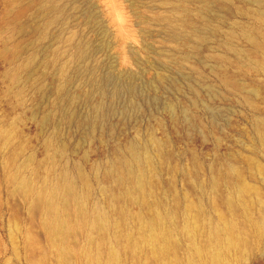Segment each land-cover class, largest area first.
I'll return each instance as SVG.
<instances>
[{"label":"rangeland","instance_id":"rangeland-1","mask_svg":"<svg viewBox=\"0 0 264 264\" xmlns=\"http://www.w3.org/2000/svg\"><path fill=\"white\" fill-rule=\"evenodd\" d=\"M54 4L0 0V264H264V0Z\"/></svg>","mask_w":264,"mask_h":264},{"label":"bare ground","instance_id":"bare-ground-1","mask_svg":"<svg viewBox=\"0 0 264 264\" xmlns=\"http://www.w3.org/2000/svg\"><path fill=\"white\" fill-rule=\"evenodd\" d=\"M55 1L56 0H46V6L49 7L50 9H56V6L54 4ZM145 178H146L145 174L139 172L135 177V183L139 186H143L146 183ZM140 190L142 193V191H143L142 187ZM140 190H138V191H140ZM244 190H245V188H244ZM36 205L39 209L47 212L48 215H50V217L52 218V221L50 222V232L52 233L53 236L65 234L66 229L68 227V221L66 220V218H67L66 215L72 208H74L76 215L79 218H81V220L83 219V217H81V216H83L81 206L78 203L77 198L75 197L72 186L70 185L69 182H66V178H63V179L60 178L56 182H50L49 184H47L46 195L42 198H38L36 201ZM147 221H149V220H147ZM90 222L92 223V226L95 229H98L99 231L104 230L105 228L108 227V218L103 213L102 214H96L93 217H91ZM152 223H155V222L153 221ZM143 224L145 225V226L143 225L145 228L144 232H146V234L148 232V236H150V238L148 239V242H150L151 244H153V243L156 244V242H157L156 236L157 235L152 230L155 225L153 226V225L148 224V223H143ZM257 227H263L264 228V217L258 221ZM104 234H106V233H104ZM227 235H228V238H227L228 243L230 245H233L232 234L229 233V231H228ZM144 239L146 240L145 237H144ZM147 248H148V246H147ZM213 261H214V257H213L212 262ZM111 264H116V259L114 256H112V258H111Z\"/></svg>","mask_w":264,"mask_h":264}]
</instances>
